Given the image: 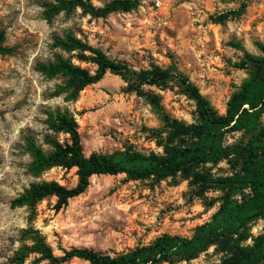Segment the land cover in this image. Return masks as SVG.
<instances>
[{
  "label": "rangeland",
  "instance_id": "1",
  "mask_svg": "<svg viewBox=\"0 0 264 264\" xmlns=\"http://www.w3.org/2000/svg\"><path fill=\"white\" fill-rule=\"evenodd\" d=\"M83 1L100 7L110 0ZM47 2L54 0H0V44L12 49L0 52V264H14L10 258L15 250L29 243L20 240L24 228L37 229L55 255L71 247L115 255L163 233L191 235L195 226L209 220L218 203L206 207L203 199L192 196L188 181L178 177L154 181L128 179L124 173L92 175L86 190L59 209L54 196L45 197L32 210L10 206L11 199L32 181L56 180L66 187L77 182L75 167H53L39 177L27 170L31 158L24 148L26 136H32L44 150L49 149L45 134L60 142L67 140L66 134L53 132L44 123L47 112L56 108L66 109L74 117L85 155L126 146L144 153L162 151L150 132L160 126L157 112L144 96L127 91V83L119 75L107 72L81 89L75 99L65 100L62 94L50 95L63 78L43 75L36 64L60 53L92 72L94 64L52 46L55 35L71 31L133 69L175 63L223 113L230 94L248 76V69L237 64L245 54H261L264 0H140L129 11L93 17L77 7L59 12L50 21L42 17ZM241 3H245L243 11L216 20ZM143 88L158 93L163 109L172 117L193 120L194 101L173 82L164 89ZM261 121L264 123V114ZM240 138V133H230L227 142ZM210 170L214 176L230 173L226 161ZM217 194L210 191L206 195ZM263 227L264 218L252 222L245 244H251ZM219 258L211 246L196 258L176 264H212ZM21 264L48 262L31 253ZM60 264L88 262L72 258Z\"/></svg>",
  "mask_w": 264,
  "mask_h": 264
},
{
  "label": "trees",
  "instance_id": "2",
  "mask_svg": "<svg viewBox=\"0 0 264 264\" xmlns=\"http://www.w3.org/2000/svg\"><path fill=\"white\" fill-rule=\"evenodd\" d=\"M140 0H110L100 7L83 0H54L44 3L42 17L50 21L61 11L70 12L79 7L93 17L111 12L129 11ZM245 3L236 10L217 16L223 21L229 15L243 11ZM3 33L0 32V42ZM52 46L65 52H74L83 62L95 65L90 72L74 64L69 57L55 53L48 62H38L36 69L47 77L63 78L55 85L51 96L63 95L65 100L75 99L86 85L99 81L107 72L119 75L126 83V90L144 96L157 112L160 126L150 129L160 153H144L126 146L110 153L91 152L85 155L74 117L66 109L48 111L44 123L53 132L67 135V140L45 134L44 150L32 136L24 140L25 151L30 155L27 165L31 176L39 177L53 167L76 168L77 182L66 187L56 180H39L29 183L22 193L11 199V207L26 206L32 210L45 197L56 198L59 209L68 200L83 193L92 175L124 173L128 179L160 181L178 177L187 180L192 196L203 199L206 207L218 203L209 220L195 226L191 235L163 233L145 244L127 251L110 255L86 247H71L55 255L41 233L34 228L20 232L23 243L14 252L10 261L21 264L31 253L47 260L48 264H60L72 258L83 259L88 264H176L189 261L213 246L220 254L212 264H264V227L245 244L250 237L249 226L264 218V45L259 44L260 55L245 54L237 65L248 69V76L226 101L225 111L219 113L198 87L176 66L150 64L146 68L133 69L127 64L110 59L100 48L77 38L71 31L53 37ZM11 48L0 44V52ZM173 82L195 104L191 122L172 117L161 103L160 95L143 86L166 88ZM240 133L242 138L228 143L227 135ZM226 161L230 173L214 176L210 166ZM209 165V166H208ZM217 191L214 197L206 194Z\"/></svg>",
  "mask_w": 264,
  "mask_h": 264
}]
</instances>
